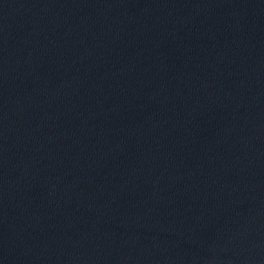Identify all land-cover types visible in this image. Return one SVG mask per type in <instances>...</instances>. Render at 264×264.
Segmentation results:
<instances>
[{"label":"water","instance_id":"water-1","mask_svg":"<svg viewBox=\"0 0 264 264\" xmlns=\"http://www.w3.org/2000/svg\"><path fill=\"white\" fill-rule=\"evenodd\" d=\"M0 264H264V0H0Z\"/></svg>","mask_w":264,"mask_h":264}]
</instances>
